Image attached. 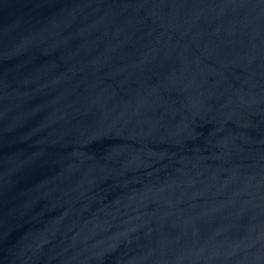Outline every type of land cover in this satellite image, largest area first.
Masks as SVG:
<instances>
[{"label":"water","instance_id":"obj_1","mask_svg":"<svg viewBox=\"0 0 264 264\" xmlns=\"http://www.w3.org/2000/svg\"><path fill=\"white\" fill-rule=\"evenodd\" d=\"M0 264H264V0H0Z\"/></svg>","mask_w":264,"mask_h":264}]
</instances>
